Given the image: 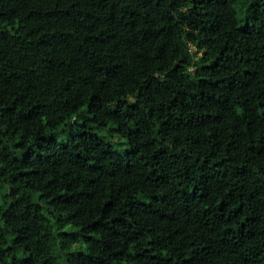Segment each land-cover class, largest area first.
<instances>
[{"label": "trees", "instance_id": "obj_1", "mask_svg": "<svg viewBox=\"0 0 264 264\" xmlns=\"http://www.w3.org/2000/svg\"><path fill=\"white\" fill-rule=\"evenodd\" d=\"M3 189L0 264H264V0H0Z\"/></svg>", "mask_w": 264, "mask_h": 264}, {"label": "rangeland", "instance_id": "obj_2", "mask_svg": "<svg viewBox=\"0 0 264 264\" xmlns=\"http://www.w3.org/2000/svg\"><path fill=\"white\" fill-rule=\"evenodd\" d=\"M237 12H238L239 25L242 26L245 23V18H243L241 16V10L238 9ZM84 110H85V112H83L84 113L83 119H86V118H88V114L86 113V109H84ZM83 119L80 120L79 123H81L83 121ZM112 129H114V128L110 126L109 130H107L106 132H104L102 134L103 138H104V141H106L108 144L112 145L113 148H115V150L120 155H124L128 151L129 147L126 144V142L122 138H120L117 135V133H115L116 131H114ZM110 130H112V131H110ZM54 137L56 139H58L59 141L63 142L64 140H67L68 138H70L71 134L68 133V132H64V133H60L58 135H54ZM4 192H5L4 189L1 190L0 195L3 194Z\"/></svg>", "mask_w": 264, "mask_h": 264}]
</instances>
